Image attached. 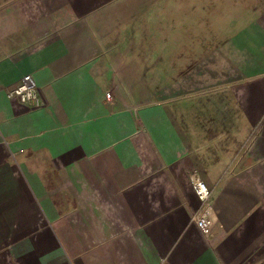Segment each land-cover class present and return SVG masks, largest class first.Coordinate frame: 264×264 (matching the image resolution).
Segmentation results:
<instances>
[{"label": "crops", "instance_id": "obj_1", "mask_svg": "<svg viewBox=\"0 0 264 264\" xmlns=\"http://www.w3.org/2000/svg\"><path fill=\"white\" fill-rule=\"evenodd\" d=\"M205 3L0 0V264H264V21L205 54Z\"/></svg>", "mask_w": 264, "mask_h": 264}, {"label": "rangeland", "instance_id": "obj_2", "mask_svg": "<svg viewBox=\"0 0 264 264\" xmlns=\"http://www.w3.org/2000/svg\"><path fill=\"white\" fill-rule=\"evenodd\" d=\"M204 31L190 29L191 37L205 46V54L211 50L220 53L227 49L228 39L240 28L253 22L264 21V0H206ZM183 31V30H182ZM188 31L185 30L184 32ZM175 32H181L175 31ZM164 36V31L159 30V37ZM197 48V47H196ZM221 48L222 51H221ZM149 52V47H143Z\"/></svg>", "mask_w": 264, "mask_h": 264}, {"label": "built area", "instance_id": "obj_3", "mask_svg": "<svg viewBox=\"0 0 264 264\" xmlns=\"http://www.w3.org/2000/svg\"><path fill=\"white\" fill-rule=\"evenodd\" d=\"M7 96L11 99L18 100L33 110L38 111L45 106V102L38 93L31 75L24 76L18 85L7 91ZM192 187L198 200L199 208L192 215L191 219L203 235L212 238L211 222L214 217V212L211 207V191L197 177L192 179Z\"/></svg>", "mask_w": 264, "mask_h": 264}]
</instances>
